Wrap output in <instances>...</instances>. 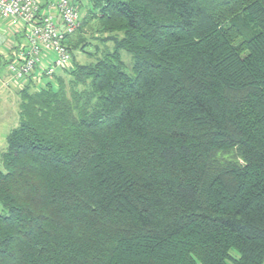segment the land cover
<instances>
[{"label":"trees","instance_id":"16d2710c","mask_svg":"<svg viewBox=\"0 0 264 264\" xmlns=\"http://www.w3.org/2000/svg\"><path fill=\"white\" fill-rule=\"evenodd\" d=\"M84 1L0 151V264H263L264 0Z\"/></svg>","mask_w":264,"mask_h":264},{"label":"built area","instance_id":"2783aa9c","mask_svg":"<svg viewBox=\"0 0 264 264\" xmlns=\"http://www.w3.org/2000/svg\"><path fill=\"white\" fill-rule=\"evenodd\" d=\"M0 19L26 32L8 64L13 79L25 80L36 68L39 74L51 76L69 64L64 42L80 27L72 0H0Z\"/></svg>","mask_w":264,"mask_h":264},{"label":"crops","instance_id":"0c3cea01","mask_svg":"<svg viewBox=\"0 0 264 264\" xmlns=\"http://www.w3.org/2000/svg\"><path fill=\"white\" fill-rule=\"evenodd\" d=\"M26 32L15 30L8 22L0 19V67L2 62L8 66L15 52V47L23 44ZM51 59V56H49ZM2 61V62H1ZM25 80L14 81L10 77L0 80V138L1 140L12 130L18 121L19 92L24 88ZM10 115L12 119L9 120ZM10 123L12 125H10ZM2 150V149H1Z\"/></svg>","mask_w":264,"mask_h":264},{"label":"rangeland","instance_id":"374dc122","mask_svg":"<svg viewBox=\"0 0 264 264\" xmlns=\"http://www.w3.org/2000/svg\"><path fill=\"white\" fill-rule=\"evenodd\" d=\"M86 2H87V0L84 1V3H86ZM79 11L81 13L80 15L88 12L86 10V8L84 9V7L81 8ZM94 24H95L94 20H89L88 28H90L91 26L94 27ZM88 28L86 27L85 29L87 30ZM88 32L91 33L90 30H88ZM90 39H91L92 45H90V47H88V48L86 47L85 49L90 50L89 52H91V54L93 56L95 53H99L104 49L111 50L113 47L111 42L96 40V39H93L92 37H90ZM93 46H94V48H93ZM72 54L74 55L75 59L80 63L89 62L90 58H93L91 54L88 55L87 53L82 54V53L73 51ZM122 60L126 65V69L128 70L130 63H131L129 55L123 52L122 53ZM56 73H58L61 77L65 76V75H62V74H64V72H60L59 69L56 70ZM7 75H8V78L10 77L12 80L18 81V80L13 79L12 75L10 74V72L8 70V66H6L4 64V62H2V65L0 67V80L7 79ZM10 119H12V115H10L9 120ZM16 123H17V119L15 122V125H16ZM10 125H12V124L10 123ZM5 147H6V136L2 140L0 138V151H1V149L4 150ZM211 164L215 168H229V167L242 165L243 161L240 159V157L237 156V154L235 153L234 150H223V151H219V152L215 153V156L213 157ZM0 170H3L1 162H0ZM1 211H2V207L0 205V213H1ZM197 264H200V263H197ZM263 264H264V262H263Z\"/></svg>","mask_w":264,"mask_h":264}]
</instances>
